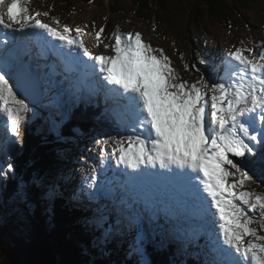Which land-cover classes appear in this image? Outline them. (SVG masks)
Segmentation results:
<instances>
[{
  "label": "snow or ice",
  "instance_id": "obj_1",
  "mask_svg": "<svg viewBox=\"0 0 264 264\" xmlns=\"http://www.w3.org/2000/svg\"><path fill=\"white\" fill-rule=\"evenodd\" d=\"M30 2L0 0V27L12 33L40 29L65 42L70 50L82 51L93 62L78 61L86 77L95 74L98 65L99 73L104 74L106 99L115 104L113 114L129 133L115 141L112 155L119 153L118 160L133 171L141 164L155 167L158 163L170 171L174 166L191 182L194 197L206 193L227 246L216 250L222 258L211 264H264V235L251 227L255 224L264 229V194L244 190L256 183L246 170L256 161L248 157L259 155L264 165V52L252 58L244 55L252 52L247 48L228 53L236 64L226 62L224 82H179L169 57L162 49L144 43L140 33L123 35L117 29L111 34L112 42L105 44L115 55H93L67 26L57 31L37 19L47 12L31 14ZM104 33V28L96 32L98 46ZM71 70L80 69L73 66ZM9 71L17 73L21 81L33 73L28 66L0 64V114L6 117L12 135L19 138L30 108L11 82ZM80 91L77 88L73 95ZM100 143L107 146L110 141ZM256 145L261 147L260 153ZM107 155L103 153V157ZM234 176L238 180L230 182L229 177ZM257 211L259 218L254 215Z\"/></svg>",
  "mask_w": 264,
  "mask_h": 264
},
{
  "label": "trees",
  "instance_id": "obj_2",
  "mask_svg": "<svg viewBox=\"0 0 264 264\" xmlns=\"http://www.w3.org/2000/svg\"><path fill=\"white\" fill-rule=\"evenodd\" d=\"M82 1L85 3L93 2L102 9L111 8V12L113 14L124 13L123 9L118 8L119 6L114 7V5H119L123 2L129 3L131 5L130 14L137 20L136 22L146 24L147 27L155 30L158 34L165 28L166 35L169 38L175 34V31L177 32L176 34L184 33L188 36L187 31L189 29H192L198 38L203 36L213 37L211 30L206 26L209 22H214V24H218L220 26L229 25L231 28L236 29L240 26V24H242L241 21H245L253 31H255L257 27L264 31V16L260 17L264 11H261L259 15L253 12L256 0ZM74 3L75 0H67L66 3H64V10H70L74 7ZM184 5L187 6L188 11H185ZM201 14L203 15V23L197 21L196 24H193L192 20L195 21ZM178 19H183L185 21V25H169L174 20ZM207 33L208 35H206ZM83 107L90 109V107ZM79 108H81V106H79ZM70 121L72 123H76L74 116L70 118ZM32 130L33 129L29 127V129L25 131L23 147H26L28 152L30 151L31 153H35L38 150L36 149V145L41 143V140L39 138H36L35 140L31 133ZM48 146L51 147V150L47 149L49 155L46 156V154H43L42 151H40V153L43 155H39V153L38 155L32 154L36 158H42V161H37V167L41 170L46 168V166L52 162V159L61 158V148L59 146ZM64 157L65 154L63 153L62 158ZM26 159H28V157L25 158L24 155L20 158L22 161H25ZM56 174L60 178L54 181L55 184L61 183V172L57 171ZM253 178L256 180L254 185L258 186L259 189L264 190V171L258 177L256 176ZM37 186L35 188H37ZM9 194V192L6 193L2 200L0 199V263L12 264L11 258L16 257V254L36 251L44 257L47 264H92L90 256L88 255L90 253L88 251V244L80 237V233L86 229L89 230V228H87L86 222L79 218L76 211H73V214L62 212L63 210H61L58 205H56L57 207H54L52 204L50 206L51 209L49 208V211H45V202L42 200V203L38 201L41 193L36 189V191H32V196H30L35 200L34 203L26 201L28 196L20 197V201L22 203L20 206L24 205L29 207L26 211L27 214L23 217V211L12 212L14 203L9 201ZM51 197H53V195H51ZM61 202L64 203V201ZM60 204L63 206L62 203ZM33 205L35 206L34 211ZM58 208L61 211H59ZM31 212L36 214L33 222H31ZM36 221H39L40 225L36 226ZM5 234L12 238V240L9 241L5 237ZM99 236L100 232L98 231L94 237L99 238ZM94 237H92V239ZM128 237L130 238L131 236ZM5 239L13 244V248L10 250L12 252L9 251L7 245L8 241ZM170 245L171 243L168 242L167 246L170 247ZM155 249L159 250L160 244H157ZM149 250L151 252V248H149ZM7 251L11 254L8 255Z\"/></svg>",
  "mask_w": 264,
  "mask_h": 264
},
{
  "label": "rangeland",
  "instance_id": "obj_3",
  "mask_svg": "<svg viewBox=\"0 0 264 264\" xmlns=\"http://www.w3.org/2000/svg\"><path fill=\"white\" fill-rule=\"evenodd\" d=\"M64 3H66V0L63 1V0H48V4H49V7H48V12L53 15V16H59L60 14L61 15H65L64 17H67L66 20H69L68 22L72 25H76V26H80V25H87V28L91 30V26L94 25V23H97L98 24V27H101L104 28V29H108V31H111L112 30V27H111V24L112 23H115V22H118L120 21L119 25L121 26V29H122V34L123 35H127L128 33H135L137 31H144V33L146 34V36L153 42L156 44V45H162V46H165V48H167V50L170 52V55H172V53H174L173 51V46L174 45H171V41L169 40H166V39H163L161 38V35H153V30L150 29L149 27H146L144 24H141V25H138L137 23H135L137 20L135 18H133L131 15H128V14H125L124 18L122 19V17L119 16V14H115V15H112L111 17L107 14V11L102 9V8H99L95 3H85L81 0H76L75 1V4H77L78 6H75L74 4V7H72L70 10L67 11V14L62 10L61 11V4L63 5ZM255 3V2H254ZM36 7H40L39 5H35V4H30L28 6V8H36ZM119 7L121 8H124L126 6H123V5H120ZM41 8V7H40ZM261 11H264V1L263 0H256V4L254 5L253 7V12L257 13L258 15L261 13ZM124 14V13H122ZM264 16V12L260 15V17H263ZM99 20V21H98ZM124 20V21H123ZM202 22L203 23V15H199L197 17V19L195 20V22ZM185 23V21H182L178 22L177 25H181ZM243 26L242 27H239L237 28L236 30H234L232 32V29L228 28V27H224V26H220L218 24H214V22H209L208 24H206L207 28L210 29L212 31V33L214 34L215 37H217L218 39V43L221 44L222 46V52L220 53L217 49L212 48V50L210 51V56L207 58L209 59V64L213 66V64L215 65V62L217 60H219L220 58V55H224L223 56V59H225L226 61H232L231 58L229 57L228 55V52L226 50V46H229V50L234 52L236 49H239V48H247V49H251L252 52H244V55L246 56H249V58H252V56L254 54H259L261 52H264V32H260L258 29H256L255 31H250L249 29V25L247 23H244L243 22ZM98 30L96 29H93L91 31V34H90V38L92 39V41L98 46V42L96 40V32ZM39 32V35H43V40L42 42L44 43L45 42V38H47V33H45L43 30H40L38 31ZM177 32L175 31V34ZM188 33V36L191 37H188L187 40H186V44L184 43V46L186 47V50L189 51L188 54L189 55V58H188V69L192 70L193 67H192V62L195 63V65L197 64L196 63V56L198 55L199 52H201L202 50V45L204 41H206L208 44H211V41H208V37L207 36H203L201 38H198L194 32L192 31V29H189L187 31ZM208 35V33L206 34ZM46 36V37H45ZM108 36V35H107ZM105 36V33L104 35H102L101 39L103 41V43H99V47L100 49H106L105 48V39L106 37ZM28 37H29V34H28ZM54 39V37L51 36V39ZM37 39H38V35H37ZM55 40V43H57V40ZM260 40H262V42H260ZM232 42V43H231ZM214 44V43H213ZM28 45V44H27ZM104 45V46H103ZM88 46V44H87ZM25 49H27L26 51L29 52V46H27ZM46 49V48H45ZM60 49H65V45L64 43H61L60 44ZM108 49V48H107ZM33 50V49H32ZM34 51V50H33ZM193 51V53H192ZM218 51V52H217ZM61 52V51H59ZM114 52V51H113ZM22 53H25V51H21V54ZM30 54V53H28ZM115 55V53H114ZM212 55L214 57V59H212ZM178 57H175V60L178 62L179 66L182 68L184 67V60H177ZM53 59V58H52ZM9 60L6 58L4 59V63L8 62ZM42 60H41V64H42ZM92 62V61H90ZM232 64H236L235 61H232ZM220 65H222V69H224L226 67V62H222L220 63ZM42 66V65H41ZM41 66H40V69H41ZM102 74H99V80L102 79L103 76H101ZM185 75V74H182V76ZM101 76V78H100ZM101 83L102 82H99V87L101 86ZM76 90L75 88H71L70 92L71 93H76ZM81 93H84V95H80L79 93L77 95H75V97H78L80 99L79 102H81L83 99L85 98H93L95 100H97V98H95V96L93 94H91L90 92L86 91V90H82L80 91ZM101 95H102V98L105 100L106 99V96L104 94V92L101 90L100 91ZM44 95V93L42 94ZM78 102V103H79ZM106 104H108L106 101L104 102ZM111 105V104H110ZM50 105H48L47 102H45V108H49ZM51 110L47 109V111H45V113L49 114ZM0 116L2 118H5L3 116V114H0ZM107 118H114L116 120V123H118L119 125L120 122L118 121V119L115 117V115L113 113H111L110 115L107 116ZM122 126V125H121ZM53 129H56V128H53ZM103 130V128H102ZM11 131L9 132L8 135H10ZM129 133H125V135H127ZM125 135H121V136H117L116 139H110L109 137L107 138L109 141L111 140H120L122 137H125ZM115 137V135L111 136V138ZM110 143H114L115 144V141H111ZM109 143V144H110ZM48 150H51V147L48 146L47 147ZM113 149L114 147H110V146H105V145H102L100 146L97 150H95L93 152V155L95 157H97V160H92L91 162L88 163L87 165V173L85 176H83V178H81V182L83 181L82 183V187L83 189L87 190V194H90L91 192H93L90 188L87 187L88 183H89V179L90 180H94V181H97L99 180V186L101 187L102 183V178H99L97 177V173L98 171H96V169L94 168H97L100 170V168L98 167L99 165H105L106 161L108 160V158L112 157V152H113ZM78 151V149L76 150V152ZM104 152H107L108 155L107 157L105 158H101V154H103ZM74 153H72L73 155ZM249 157H252V156H249ZM113 159H115V161H117V156H115ZM112 159V160H113ZM251 160H255V158H251ZM259 163H260V156H259ZM241 164H243V162H241ZM261 164V163H260ZM261 166L264 168V165L261 164ZM54 170H60L61 169V166H54L53 167ZM83 175V174H82ZM81 177V176H80ZM53 178L54 179H58L60 178L57 174H54L53 173ZM232 178V177H230ZM34 179H36V181L38 182V184H41L45 186L44 182L42 181V179L40 178V176H34ZM43 183V184H42ZM56 187L57 185L53 184V188L56 190ZM96 188V187H95ZM77 201V200H76ZM27 206H24L22 205L20 208H21V211L23 212H26L27 209L29 207ZM72 207H75V203H72ZM160 213H163V212H151V210L148 209V212H147V216L148 218H154L156 217V215L160 214ZM252 214V213H250ZM258 214V211L256 213H254V215L256 216ZM168 216V219L166 220V225H167V228H164V230H162V235L166 236L167 235V232H169L170 230V233L168 234L167 236V239L169 240L170 242V239L171 240H178V237L185 231H191L192 228H190V226L192 224H195L194 221H189L188 219L184 218V217H181V216H174L173 214L170 215V213L167 214ZM202 219V218H200ZM171 225V226H169ZM88 226L90 228H94L95 230H100L102 227V221L101 220H93V226H92V221H88ZM202 230V229H201ZM215 237V241L216 243L218 244L217 240H216V235H213ZM212 236V237H213ZM247 239H250V238H247ZM211 241V239H210ZM98 244H101V242L97 241ZM212 241L211 243L209 244V247H213L212 245ZM8 249L9 251L13 248V244L9 243L8 242ZM105 246V245H104ZM209 247L207 244H204L202 243V245H199V249H204L206 250V252H209ZM167 248H169L167 246ZM12 252V251H10ZM176 254H179V252H176ZM213 257H215L216 259L217 258V255L215 254H212ZM12 259V264H15V259L14 258H11ZM32 260L33 262H38L39 261V264H43L40 262L39 260V257L36 253H32L31 255H27L24 259V261L22 262L23 264H28V262ZM7 262H8V257H7ZM0 264H3V263H0ZM17 264V263H16ZM143 264H146L145 261L143 262Z\"/></svg>",
  "mask_w": 264,
  "mask_h": 264
},
{
  "label": "bare ground",
  "instance_id": "obj_4",
  "mask_svg": "<svg viewBox=\"0 0 264 264\" xmlns=\"http://www.w3.org/2000/svg\"><path fill=\"white\" fill-rule=\"evenodd\" d=\"M35 30L40 31V29H35ZM33 31L34 30H32L31 32H33ZM31 32H29L26 35H24L25 40H26V44H28L27 46H29V48H30L29 49V53L30 54L36 53L37 55H39L41 57V60L43 61L42 64H41L42 65L41 66V70H42V72L44 74V77H46V78H55L58 81L60 87L64 90V93H65V99L63 101V103L65 105H70V104L76 103L78 106H81V107L82 106H86V107H90L91 106V109H87V111L89 110L90 114H94V110L92 109L94 104L92 102L95 101V99H93V98H85L81 102H79L80 99L78 97H75V95H73V93L70 92L71 88H75V89L80 88L82 90H86V91L90 92L87 89V86L89 87L88 84H91L90 89L93 92H90V93L93 94L95 96V98H97V101H102V102L106 101L108 104H111L113 107H115V104L111 100H108V99L104 100L102 98V95L100 93L101 90H100V87H99V85H100L99 82H103V80L102 79L99 80V74H102L101 76H103L104 74L103 73H99L98 65L96 66L95 74L86 77L84 75L83 66L80 65L78 63V61L82 60V61H84L85 63H87L89 65H91L93 62H90V61H88V59H85L84 57L77 55L75 53V51L74 50H70L66 44H64L65 45V49L61 50L60 49V44L61 43L58 42V41H57V43H55V40H54L55 38L51 39V36L48 35V34H47L48 37L45 38V42L44 43L42 42L43 35L40 36L38 34V39H37L38 42H35V44H34V43H32V40H31V38H32V33ZM28 34H29V37H28ZM0 36L5 37V39L10 43V41H11L10 38L11 37H10L9 32L5 31L1 27H0ZM19 46H22V42H19ZM59 51H61V52H59ZM2 55H3V53H2ZM212 59H214L213 55H212ZM73 66H75L76 68H78L80 70H78V71L71 70ZM101 76H100V78H101ZM13 78H14L15 81L17 80V77L15 75H13ZM26 87H27V85H26ZM79 94L80 95H84V93H81V92H79ZM43 99H44V107H45V102H47L48 105H50L49 108H45V111H47V109L52 110V105L54 103H59V101L57 99L51 97L47 93H44ZM107 108H109V107H107ZM74 119H75V117H74ZM52 129H49V132L52 135V137H54L55 139H59V129L58 130L57 129H53L52 130ZM95 129L97 131H100L101 133L104 132L102 130L101 126H100V121L96 123ZM117 136H115L114 138L116 139ZM123 138L124 137H122L121 139H123ZM111 141H116V140H111ZM110 145L113 146V147H116V145L114 143H110ZM66 152H67V150L63 151V153H66ZM115 156L118 157L119 153H117ZM248 158L251 159L253 157H248ZM63 162H65V161L63 160ZM141 166H143V165H141ZM147 171H150L149 168H147ZM178 171H179L178 169H175L174 171H169L167 174L163 173L161 175L159 173H154V174H152L151 172H149V173H151L152 177H155L157 179V180H155L156 183L163 184V185H168V186L174 185V186H172V188H177V187H179V184H180L179 182L180 181L186 180L184 178L177 177V176L175 177L174 176V173H176ZM146 173H148V172H146ZM126 176H127V174L124 172L123 173V178L125 179ZM143 183H144V184H142V189L143 190L142 191L141 190H137L136 191V195L139 198V201H142L145 204L150 206L148 208L149 210H151L153 207H155V208H153L154 212H156V211L157 212L169 211V212H171L170 213V215H171L174 212V209L176 210V209H178L179 206H183L184 205L183 203H180L178 200L173 198V191H169V193L167 194L164 191H159L161 188H156V187L152 188V190L150 191L149 188L151 186H149V182H148L147 178H145ZM189 184L190 183H187V185H189ZM196 185H197V187H199V182H197ZM191 187H192V185H191ZM193 191L194 190L189 191L188 194H191ZM202 195L206 196V193H202ZM191 197L192 198H191V203H190V211H183L182 212L180 210L179 213L183 214V215L184 214H197L198 218L200 219V218H202L203 213H205L208 208H207V206L206 207L201 206L199 208L200 211L199 212H195L193 210V195L192 194H191ZM77 200H79V199H77ZM124 209H128V207H124ZM159 209H161V210H159ZM150 219H152V218H150ZM169 226H171V225H169ZM211 241L215 245L214 246L215 250L220 248L219 244L216 243L214 236L211 238ZM211 241L209 240V242H211ZM222 242H223V240H222ZM207 245L209 247V244H207ZM199 252H200V255H201L202 262H204L205 259H206V256L208 254L206 253V250H204V249H199ZM217 258H219V257L217 256ZM215 260H217V259L215 258Z\"/></svg>",
  "mask_w": 264,
  "mask_h": 264
},
{
  "label": "water",
  "instance_id": "obj_5",
  "mask_svg": "<svg viewBox=\"0 0 264 264\" xmlns=\"http://www.w3.org/2000/svg\"><path fill=\"white\" fill-rule=\"evenodd\" d=\"M63 1H65V0H63ZM67 1V0H66ZM22 93H20V95H21ZM32 253H36V252H30V253H23V255H20L19 257H14V259H15V264L17 263V264H23L22 262L24 261V259H25V257L27 256V255H31ZM7 254L8 255H10L11 253L10 252H8L7 251ZM37 255H38V257H39V260H40V262L41 263H43V264H47L46 262H45V260H44V258L39 254V253H36ZM28 264H39V261L38 262H33L32 260H30L29 262H28Z\"/></svg>",
  "mask_w": 264,
  "mask_h": 264
}]
</instances>
